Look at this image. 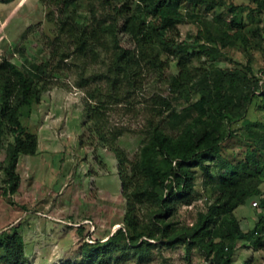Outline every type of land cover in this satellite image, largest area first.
Here are the masks:
<instances>
[{"label": "rangeland", "instance_id": "374dc122", "mask_svg": "<svg viewBox=\"0 0 264 264\" xmlns=\"http://www.w3.org/2000/svg\"><path fill=\"white\" fill-rule=\"evenodd\" d=\"M51 1L0 0V63L10 61L48 87L40 103L22 117L24 127L38 136L39 145L36 155L20 157L17 173L21 182L14 195L4 193L7 146L13 141L11 133H6L0 150V234L22 224L29 264H79L85 243L106 241L125 226L127 204L122 195L119 162L98 140L84 114L87 95L86 90L76 84L79 70L71 62L58 65L61 55L74 49L68 28L73 25L75 32L80 33L91 24L90 2L68 0L65 7ZM227 2L241 11H231L228 4L211 9L206 5L194 7L186 1L181 3L180 11L187 20L178 27V40L196 48L197 52L189 59L200 73L190 94L177 101L173 99L176 94L169 83L170 77L179 73L178 56L162 55V61L167 64L165 68L146 72L142 87L129 98L124 97L121 103L107 106L106 121L110 127L125 129L118 144L130 156L140 152L151 121L172 138L179 136L184 126L191 122L190 118H184L176 123L169 112L157 115L152 109L155 100L170 101L178 114H184L187 107L200 99L203 91L213 87V74L240 72L249 81L247 89H255V94L244 104L245 114L233 112L232 120H219L220 153L234 166L250 164L253 159L264 166V10L260 11L252 0ZM234 15L242 22L240 29L220 26L226 37L234 38L235 44L225 47L219 44V52L210 55L199 52V44L213 46L198 37L202 30H207L202 20L218 18L229 24ZM62 23L69 25L63 33ZM119 39L124 47L134 48L129 35L120 33ZM55 52L57 56L53 59ZM101 66V61L90 62L87 75ZM2 105L0 84V108ZM205 165L209 172L200 165L189 167L190 194L178 202L170 218L162 220L177 235L193 233L200 221L220 203L216 176L220 169L218 162L207 161ZM212 176L215 178L211 179ZM258 178L264 199V167ZM255 202L258 198L241 200L233 217L242 233L255 230L264 239V210L257 209ZM156 211L157 207L145 205L140 218L150 221L157 215ZM202 234H199L200 238ZM193 241L168 246L155 240L144 259L130 253L112 263L216 264L214 254H209L210 244L218 245L224 241L222 236L214 231L203 240L195 239L196 242L190 244ZM248 263L264 264V246L255 248L240 238L235 243L229 264Z\"/></svg>", "mask_w": 264, "mask_h": 264}, {"label": "trees", "instance_id": "16d2710c", "mask_svg": "<svg viewBox=\"0 0 264 264\" xmlns=\"http://www.w3.org/2000/svg\"><path fill=\"white\" fill-rule=\"evenodd\" d=\"M67 1L51 2L67 7ZM183 1L194 7L206 5L211 9L228 4L231 11H241V8L229 4L228 0H89L92 18L89 26L76 33L73 25L69 27L67 23H62L61 32L69 27L74 49L71 53L61 55L58 65L71 62L79 70L76 84L85 89L87 95L84 114L98 140L115 154L119 162L122 195L127 204L125 226L106 241L85 243L79 264H113L119 257L130 253L144 259L154 247L155 240L174 246L194 239L190 243L194 244L195 239L203 240L214 231L224 240L218 245L210 244L209 254H214L216 264H229L235 243L240 238L249 241L255 248L264 246L260 232L254 230L242 233L233 217V211L246 198H258L257 209L264 210L258 178L264 166L251 158V165H231L221 156V134L217 131L219 120H232L233 112L245 114L244 104L250 102L255 94V89H247L249 81L244 74H213V87L203 91L200 99L187 107L184 114H178L170 101L163 98L155 100L152 109L157 115L169 112L176 123L184 121V118H190L191 122L184 126L179 136L172 138L151 121L147 139L140 152L133 156L118 144L125 129L110 127L105 118L107 106L121 103L124 97L129 98L142 87L146 72L166 67L162 55L178 56L179 73L171 76L169 83L173 94H176L173 99L177 101L190 94L200 73L189 59L197 52L196 48L186 41L180 43L178 40V27L187 20L180 11ZM252 1L260 11L264 10V0ZM202 23L207 30H202L198 37L213 46L199 44L197 49L207 55L218 53L219 44L223 47L235 44L234 38L226 37L221 26L242 27L236 15L229 24L218 18L203 19ZM120 33L130 36L134 43L133 49L122 45ZM56 56V52L52 54L53 59ZM92 61H101L102 66L87 75V67ZM0 84L3 92L0 150L4 146L6 133L13 135V141L7 146V165L4 169L7 187L4 193L14 195L21 182L17 173L20 157L36 155L39 145L38 136L24 127L22 117L30 114L34 105L40 103L48 87L8 60L0 63ZM92 84L93 88H90ZM207 161H217L220 168L216 175L220 203L200 221V226L193 233L189 231L177 235L162 220L170 218L178 202L190 194L192 185L189 167L200 165L209 172L205 165ZM145 205L157 207V215L150 221L140 218V211ZM201 232L202 238L199 237ZM226 241L231 243L227 244ZM0 264H29L21 223L0 234Z\"/></svg>", "mask_w": 264, "mask_h": 264}, {"label": "built area", "instance_id": "2783aa9c", "mask_svg": "<svg viewBox=\"0 0 264 264\" xmlns=\"http://www.w3.org/2000/svg\"><path fill=\"white\" fill-rule=\"evenodd\" d=\"M254 206H255V207H258V206H259V204H258L257 202H255V203H254Z\"/></svg>", "mask_w": 264, "mask_h": 264}]
</instances>
